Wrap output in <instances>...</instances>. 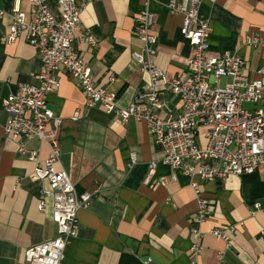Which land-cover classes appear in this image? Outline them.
Listing matches in <instances>:
<instances>
[{
  "label": "crops",
  "instance_id": "crops-1",
  "mask_svg": "<svg viewBox=\"0 0 264 264\" xmlns=\"http://www.w3.org/2000/svg\"><path fill=\"white\" fill-rule=\"evenodd\" d=\"M171 0H154L156 66L167 78L187 73L190 46L181 35L182 16L170 13ZM144 0H95L84 6L74 33L80 56L89 64L92 77L103 89L118 93V105L126 108L147 76L131 58L142 43L134 21ZM57 13L55 0L49 1ZM20 8L28 21L38 7L28 1L0 0V264H27L26 249L53 239V201L43 198L45 181L30 178L35 163L17 151L4 133L7 114L3 101L17 92L19 83L38 85L40 60L24 39L2 42L9 33L10 12ZM200 16L209 22V54L239 55L249 78H256L264 53V0H202ZM90 36L93 43L81 41ZM260 39L257 45L248 41ZM48 104L61 119L60 164L72 180L78 196L90 193V205L78 212V234L65 251V264H190V229L197 216L198 199L189 178L158 164L152 185L144 184L150 163L162 154L145 123L130 119L123 124L100 106L88 108L78 85L63 71ZM180 101L172 109L177 112ZM76 113L78 118L74 119ZM39 150L49 147L38 139L26 143ZM136 162L131 164V155ZM193 182L203 197L214 203L208 219L198 228L202 253L200 264H264V167L251 175L229 176ZM41 202L43 211L39 210ZM258 204L259 207L255 208ZM229 230L228 240L213 235Z\"/></svg>",
  "mask_w": 264,
  "mask_h": 264
},
{
  "label": "built area",
  "instance_id": "built-area-1",
  "mask_svg": "<svg viewBox=\"0 0 264 264\" xmlns=\"http://www.w3.org/2000/svg\"><path fill=\"white\" fill-rule=\"evenodd\" d=\"M28 1L38 7L37 16L28 21L26 14L15 7L9 14L12 25L2 42L13 44L24 39L33 46L40 60L38 85L19 83L17 92L2 103L7 114L4 133L17 145L19 154L35 163L30 178L45 181L43 198L53 201L52 221L57 234L53 239L32 246L24 252L27 264H65V251L78 234V212L90 205L92 195L80 196L70 176L58 170L60 164L59 119L50 109L48 97L59 84L63 71L81 89L85 106L102 107L123 123L135 119L146 124L161 160L149 165L146 185H152L158 164L181 171L190 179L198 199L197 216L190 229V264H200L202 232L198 228L211 215L214 203L203 197L193 182L195 176L215 181L229 176L253 174L264 167V53L256 78H249L246 62L237 54H209L211 34L209 22L200 16L202 0H171L170 13L182 16L181 35L190 46L187 73L179 78H167L154 63L158 39L152 31L154 15L149 6L154 0H144L134 21V32L142 43L141 51H132V60L139 65L147 80L137 91L131 104L118 105V93L100 88L94 81L89 64L82 59L75 45L74 33L84 6L95 0H55L57 13L50 0ZM5 13L0 10V17ZM81 41L92 44L90 36ZM260 39L248 41L257 45ZM181 107L175 112L174 101ZM248 104L250 110L244 108ZM76 113L74 119L78 118ZM38 139L49 147L44 161L39 150L26 143ZM136 156L131 155V164ZM259 205L256 204L255 208ZM41 202L39 210L43 211ZM216 229L213 235L228 240L227 232Z\"/></svg>",
  "mask_w": 264,
  "mask_h": 264
},
{
  "label": "rangeland",
  "instance_id": "rangeland-1",
  "mask_svg": "<svg viewBox=\"0 0 264 264\" xmlns=\"http://www.w3.org/2000/svg\"><path fill=\"white\" fill-rule=\"evenodd\" d=\"M244 108L247 109V110H250L251 106L248 105V104H246V105L244 106Z\"/></svg>",
  "mask_w": 264,
  "mask_h": 264
}]
</instances>
